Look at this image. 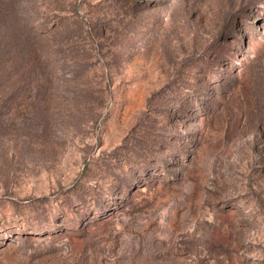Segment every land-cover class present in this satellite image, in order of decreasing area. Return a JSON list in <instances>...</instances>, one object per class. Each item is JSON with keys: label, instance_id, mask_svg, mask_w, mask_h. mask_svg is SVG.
I'll return each instance as SVG.
<instances>
[{"label": "rangeland", "instance_id": "rangeland-1", "mask_svg": "<svg viewBox=\"0 0 264 264\" xmlns=\"http://www.w3.org/2000/svg\"><path fill=\"white\" fill-rule=\"evenodd\" d=\"M0 264H264V0H0Z\"/></svg>", "mask_w": 264, "mask_h": 264}]
</instances>
